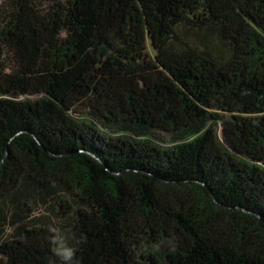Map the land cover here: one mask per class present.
<instances>
[{
	"label": "trees",
	"instance_id": "16d2710c",
	"mask_svg": "<svg viewBox=\"0 0 264 264\" xmlns=\"http://www.w3.org/2000/svg\"><path fill=\"white\" fill-rule=\"evenodd\" d=\"M54 241L264 264V0L0 1V264Z\"/></svg>",
	"mask_w": 264,
	"mask_h": 264
},
{
	"label": "clouds",
	"instance_id": "9594fccd",
	"mask_svg": "<svg viewBox=\"0 0 264 264\" xmlns=\"http://www.w3.org/2000/svg\"><path fill=\"white\" fill-rule=\"evenodd\" d=\"M53 243L56 244V247L53 249V251L61 261V264H76L75 249L57 241H54Z\"/></svg>",
	"mask_w": 264,
	"mask_h": 264
},
{
	"label": "rangeland",
	"instance_id": "374dc122",
	"mask_svg": "<svg viewBox=\"0 0 264 264\" xmlns=\"http://www.w3.org/2000/svg\"><path fill=\"white\" fill-rule=\"evenodd\" d=\"M1 1V0H0ZM217 131L218 133L221 135V126L217 127ZM156 139L157 141H159L160 143H169L170 141V137L166 134L160 133V134H156ZM45 208H40L37 211V214L35 215L36 218H40V222H44V220H46L47 218H51V216L48 215V213H46Z\"/></svg>",
	"mask_w": 264,
	"mask_h": 264
}]
</instances>
